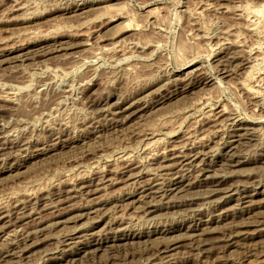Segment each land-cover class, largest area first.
Masks as SVG:
<instances>
[{
  "label": "rangeland",
  "instance_id": "rangeland-1",
  "mask_svg": "<svg viewBox=\"0 0 264 264\" xmlns=\"http://www.w3.org/2000/svg\"><path fill=\"white\" fill-rule=\"evenodd\" d=\"M261 4L0 0V264H264Z\"/></svg>",
  "mask_w": 264,
  "mask_h": 264
},
{
  "label": "bare ground",
  "instance_id": "bare-ground-1",
  "mask_svg": "<svg viewBox=\"0 0 264 264\" xmlns=\"http://www.w3.org/2000/svg\"><path fill=\"white\" fill-rule=\"evenodd\" d=\"M248 5H249V4H248ZM211 6H212V5H211ZM244 6H246V5H244ZM244 6H243V7H244ZM246 7H247V6H246ZM232 8H233V7H232ZM237 9H238V8H237ZM247 9H248V8H247ZM251 11H253V14L258 13V16H259V17H260L259 14H261V15L264 16V4H261V5H259V6H256V8H253V7H252V8H251ZM251 11H250V12H251ZM251 13H252V12H251ZM261 18H262V17H261ZM254 22H255V21H254ZM258 22H259V21H258ZM262 26H263V27H262V30H261V31H262L263 34H264V24H263ZM259 28H260V27H259ZM261 31H260V32H261ZM260 34H261V33H260ZM260 34H259V35H260ZM257 41H258V40H257ZM261 45H262V44H261ZM252 48H253V47H252ZM48 52H49V51H48ZM248 64H249V63H248ZM258 65H259V64H258ZM249 71H250V70H249ZM247 72H248V71H247ZM251 79H254V77H253V75H252V72L250 71V72H248V74L246 75V79H245L246 81H243V83H242V87H244V88H243L244 90H246V91H248V92H252V93H254V92H256V91H255V89H253V86L249 83V82L251 81ZM239 84H240V83H239ZM131 104H132V103H131ZM224 110H225V109H224ZM206 114H207V113H206ZM230 129H231V128H230ZM235 130H236V129H235ZM244 130H245V129H244ZM241 134H242V133H241ZM246 134H248V133H246ZM234 135H235V134H234ZM236 135H237V133H236ZM238 135H239V134H238ZM243 135H244V134H243ZM248 135H249V134H248ZM232 139H233V138H232ZM239 139H240V138H239ZM237 140H238V139H237ZM154 141H155V140H154ZM235 141H236V140H235ZM192 142H193V141H192ZM224 142H225V141H224ZM226 142H227V141H226ZM228 142H229V141H228ZM239 142H240V141H239ZM239 142H237V143L239 144ZM57 143H58V142H57ZM229 143H231V142H229ZM229 143H228V144H229ZM50 144H51V143H50ZM147 144H148V143H147ZM149 144H150V143H149ZM223 144H224V143H223ZM186 145H187V144H186ZM225 145H227V144H225ZM232 145H233V144H232ZM235 145H236V144H235ZM167 146H168V145H167ZM173 147H174V146H173ZM177 147H178V146H177ZM180 148H181V147H180ZM184 148H185V147H184ZM173 149H175V151L178 150V149L176 150V148H173ZM229 149H230V148H229ZM169 150H170V149H169ZM180 150H181V149H179V151H180ZM230 150H231V149H230ZM170 151H171V150H170ZM172 151H173V150H172ZM177 152H178V151H177ZM230 152H232V151H230ZM171 153H172V152H171ZM174 153H175V152H174ZM179 153H180V152H179ZM184 153H185V152H184ZM198 153H199V152H198ZM234 153H235V152H233L232 154H234ZM177 154H178V153H177ZM194 154H195V153H194ZM200 154H201V153H200ZM202 154H203V153H202ZM227 154H229V153H227V151H226V155H227ZM182 155H183V154H182ZM191 155H192V154H190V156H191ZM230 155H231V153H230ZM230 155H229V156H230ZM179 156H180V155H179ZM192 156H193V155H192ZM195 156L197 157V154H196ZM224 156H225V155H224ZM170 157H171V156H170ZM170 157H168V158H170ZM172 157H177L176 153H175V155L172 156ZM172 157H171V158H172ZM183 157H184V156H183ZM187 157H188V156H187ZM196 157H195V158H196ZM236 157H237V154H236ZM171 158H170V159H171ZM203 158H204V157H203ZM231 158H232V157H231ZM234 158H235V157H234ZM166 159H167V158H166ZM191 159H192V158L190 157V160H189V161H191ZM227 159H230V158H227ZM175 160H176V159H175ZM178 160H179V159H178ZM198 160H199V159H198ZM183 161H184V160H183ZM199 161H200V160H199ZM229 161H231V160H229ZM235 161H237V160H235ZM238 162H239V161H238ZM173 163H174V162H173ZM183 163H184V162H183ZM185 163H186V162H185ZM185 163H184V164H185ZM189 163H190V162H189ZM191 163H192V162H191ZM233 163H234V162H233ZM194 164H195V163H194ZM199 164H200V163H199ZM199 164H198V165H199ZM228 164H229V163H228ZM235 164H236V163H235ZM237 164H238V163H237ZM175 165H176V164H175ZM229 165H230V164H229ZM229 165H228V166H229ZM231 165H232V164H231ZM172 166H173V165H172ZM184 166H185V165H184ZM191 166H192V165H191ZM205 166H206V164H205ZM189 167H190V166H189ZM189 167H188V168H189ZM198 167H199V166H198ZM209 167H210V166H209ZM165 168H166V167H165ZM186 168H187V167H186ZM190 168H191V167H190ZM195 168H196V166H195ZM201 168L204 169L205 167H204V168L201 167ZM201 168H200V169H201ZM181 169H183V168H181ZM192 169H193V168H192ZM200 169H199V170H200ZM207 169H208V168H207ZM207 169H206V170H207ZM196 170H197V168H196ZM204 170H205V169H204ZM183 171H184V170H183ZM186 171H187V169H186ZM194 171H195V170H194ZM180 172H181V171H180ZM192 172H193V171H192ZM196 172H197V171H196ZM199 172H200V171H199ZM230 172H231V171H230ZM182 173H184V172H182ZM182 173H181V174H182ZM153 174H154V173H153ZM177 174H178V173H177ZM177 174H176V175H177ZM179 174H180V173H179ZM190 174H192V173H190ZM190 174H189V175H190ZM196 174L198 175L199 173H196ZM215 174H216V173H215ZM212 175H213V174H212ZM212 175H211V176H212ZM164 176H165V175H164ZM194 176H196V175L194 174ZM206 176H208V174H207ZM206 176H205V177H206ZM209 176H210V174H209ZM209 176H208L207 178H209ZM129 177H130V176H129ZM177 177H178V175H177ZM179 177H180V175H179ZM179 177H178V178H179ZM182 177H183V176H182ZM190 177H191V176H190ZM192 177H193V175H192ZM188 178H189V176H188ZM195 178H196V177H195ZM207 178H206V179H207ZM161 179H162V178H161ZM179 179H181V178H179ZM179 179H178V180H179ZM196 179H197V178H196ZM196 179H195V180H196ZM172 180H173V178H172ZM181 180H183V179H181ZM193 180H194V179H193ZM193 180H192V182H193ZM199 180H200V179H199ZM176 181H177V180H176ZM176 181H175V183L173 182L174 185H175V187H174V186H173L174 188L172 187V188H173V189H172V192L175 190V191H176L175 193L177 194V192H181V191L183 192V191L185 190V188H184L185 185L183 186L182 184H178V182H176ZM188 181H189V180H188ZM159 182H160V181H159ZM189 182H190V181H189ZM189 182H188V183H189ZM169 183H171V182H169ZM193 183H194V182H193ZM195 183H196V182H195ZM65 184H66V183H65ZM198 184H199V183H198ZM187 185H189V184H187ZM237 185H238V184H237ZM215 186H216V185H215ZM217 186H218V185H217ZM235 186H236V185H235ZM243 186H244V185H243ZM84 187H85V186H84ZM148 187H149V186H148ZM159 187H160V186H159ZM192 187H193V186H192ZM211 187H212V186H211ZM236 187H237V186H236ZM238 187H239V186H238ZM244 187H245V186H244ZM257 187H258V186H257ZM257 187H256V188H257ZM146 188H147V187H146ZM160 188H161V187H160ZM208 188H209V187H208ZM216 188H218V187H216ZM228 188H229V190H230V188H232V187L230 186V187H228ZM242 188H243V187H242ZM166 189H167V188H166ZM206 189H207V188H206ZM237 189H238V188H237ZM143 190H144V189H143ZM203 190H204V189H203ZM211 190H212V189L210 188V194L212 193ZM215 190H216V189H215ZM215 190H212V191H215ZM158 191H159V190H158ZM167 191H168V190H167ZM186 191H187V190H186ZM207 191H208V189H207ZM207 191H204V192H207ZM219 191H221V190L219 189ZM219 191L217 190V192H219ZM234 191H235V190H234ZM236 191H237V190H236ZM236 191H235V193H237ZM242 191H243V190H242ZM244 191H245V190H244ZM149 192H151V191H149ZM152 192H153V191H152ZM152 192H151V193H152ZM168 192H169V191H168ZM184 192H185V191H184ZM202 192H203V191H202ZM204 192H203V194H204ZM217 192H216V193H217ZM163 193H164V192H163ZM175 193H173V194L175 195ZM186 193H187V192H186ZM190 193H191V192H190ZM207 193H208V192H207ZM207 193H205V197L207 196ZM222 193H223V192H222ZM228 193H229V192H228ZM228 193H227V194H228ZM231 193H232V192H231ZM235 193H234V194H235ZM238 193H239V192H238ZM240 193H241V192H240ZM80 194H81V193H80ZM161 194H162V192H161ZM169 194H171V193H169ZM169 194H164V195H169ZM196 194H197V193H196ZM198 194H199V192H198ZM198 194L196 195L197 197L195 196L196 199H197L198 197H202V198L204 197V196H202V194H200L201 196H198ZM208 194H209V193H208ZM217 194H218V193H217ZM220 194H221V193H220ZM220 194H219V195H220ZM142 195H144V194H142ZM147 195H148V194H147ZM155 195H156V194H155ZM164 195H163V197H164ZM184 195H185V194H184ZM212 195H213V194H212ZM215 195H216V194H215ZM225 195H226V194H225ZM236 195H237V194H236ZM245 195H246V194H245ZM157 196H158V194H157ZM160 196H161V198H162V195H160ZM175 196H178V195H175ZM181 196H182V195H181ZM188 196H189V195H188ZM190 196H191V195H190ZM208 196H209V195H208ZM208 196H207V197H208ZM147 197H148V196H147ZM149 197H150V195H149ZM149 197H148V198H149ZM167 197H168V196H167ZM172 197H174V196H172ZM172 197H171V199H172ZM192 197H193V196H192ZM192 197H190V198H192ZM195 197H194V198H195ZM219 197H220V196H219ZM219 197H218V198H219ZM229 197H230V196H229ZM238 197H239V196H237V198H238ZM240 197H242V196H240ZM70 198H71V197H70ZM153 198H154V195H153ZM155 198H156V197H155ZM155 198H154V199H155ZM168 198H169V197H168ZM222 198H224V197H221V200H222ZM245 198H247V197L244 196V197L241 198V200H245ZM138 199H139V198H138ZM145 199H146V197H145ZM151 199H152V198H151ZM186 199H189V197L186 196ZM227 199H228V198H227ZM229 199H230V198H229ZM147 200H148V199H147ZM156 200H157V199H156ZM173 200H175V198H173ZM236 200H237V199H236ZM248 200H249V199H248ZM248 200H247V201H248ZM151 201H153V199H152ZM151 201H150V200H149V202L147 201V202H148V207H150V208H151V207H155L154 204H153ZM154 201H155V200H154ZM158 201H159V200H158ZM167 201H169V199H168ZM188 201H189V200H188ZM219 201H220V200H219ZM223 201H224V200H223ZM234 201H235V200H234ZM237 201H238V200H237ZM141 202H142V201H141ZM155 202H156V201H155ZM169 202H170V201H169ZM171 202H172V201H171ZM174 202H175V201H174ZM177 202H178V201H177ZM191 202H192V201H191ZM224 202H225V201H224ZM239 202H240V200H239ZM239 202H238V203H239ZM244 202H245V201H244ZM248 202H250V201H248ZM251 202H252V201H251ZM174 204H175V203H174ZM236 204H237V202H236ZM145 205H146V204H145ZM155 205H156V204H155ZM249 205H251V204H249ZM146 206H147V205H146ZM150 210H151V209H150ZM146 211H147V210H146ZM148 212H149V211H148ZM59 213H60V212H59ZM63 213H64V212H63ZM89 213H90V212H89ZM15 215H16V214H15ZM144 215H145V214H144ZM3 216L5 217L6 215H3ZM27 216H28V215H27ZM1 217H2V216H1ZM78 217H79V215H78ZM67 218H68V217H67ZM66 220H67V219H66ZM63 221H64V220H63ZM200 221H201V220H200ZM207 221H208V220H207ZM210 221H211V220H210ZM55 222H56L57 224H59V221H58V222L55 221ZM55 222H53V224H55ZM61 222H62V221H60V223H61ZM49 223H50V222H49ZM205 223H206V222H205ZM243 223H244V224H243ZM252 223H253V222H252ZM47 225H48V224H47ZM50 225H51V223H50ZM235 225H237V227H239V229L244 228V230H246L245 228H247V227H249V226H252L253 224L251 225V222H250V223H248V222H241V223H239V224H235ZM235 225H234V226H235ZM257 225H258V224H257ZM48 226H49V225H48ZM51 226H52V225H51ZM234 226H233V227H234ZM42 227H43V226H42ZM42 227H41V228H42ZM44 227H45V226H44ZM46 227H47V226H46ZM237 227H236V228H237ZM193 228H194V227H193ZM193 228H192V229H193ZM195 228H196V227H195ZM231 228H232V227H231ZM234 228H235V227H234ZM37 229L40 230V227H39V228L37 227ZM37 229H34L33 231L35 232ZM43 229H44V228H43ZM31 230H32V229H31ZM41 230H42V229H41ZM189 230H190V229H189ZM234 230H236V229H233V228H232V229H229L228 232H226V234H223V235H225V236H226V235L228 236V237L226 238V239H227L226 241H227V243H228V246H229V245H232V246H233V243L235 244V242H234L235 240L232 241V239L234 238V237H233V234H236V235L239 234L238 232H239L240 230H239V231L236 230V233H234V232H235ZM244 230H243V231H244ZM46 231H47V230H46ZM161 232H162V231H161ZM191 232H192V231H191ZM240 232H241V231H240ZM25 233H26V232H25ZM27 233H28V232H27ZM30 233H32V232H29L28 234H30ZM237 233H238V234H237ZM241 233H242V232H241ZM28 234H27V237H28ZM36 234H37V233H36ZM101 234H102V233H101ZM179 234H180V233H179ZM252 234H253V233H252ZM192 235H193V234L191 233V236H192ZM223 235H222V236H223ZM239 235H240V234H239ZM24 236H26V235H24ZM29 236H30V235H29ZM41 236H42V235H41ZM43 236H44V235H43ZM43 236H42V237H43ZM111 236H112V235H111ZM126 236H127V235H126ZM137 236H138V235H137ZM180 236H181V235H180ZM193 236H194V235H193ZM33 237H34V236H33ZM71 237H72V239H73V236H71ZM71 237H70V238H71ZM108 237H109V236H108ZM120 237H121V236H120ZM120 237H119V238H120ZM129 237H130V236H129ZM172 237H173V236H172ZM236 237H237V236H236ZM30 238H31V237H30ZM30 238H28V239H30ZM45 238H47L46 235H45ZM123 238H124V237H123ZM127 238H128V237H127ZM241 238H242V237H241ZM28 239L24 237V239H22V240H23V241H24V240L27 241ZM35 239H37V238H35ZM38 239H39V238H38ZM64 239H65V238H64ZM84 239H85V238H84ZM120 239H121V238H120ZM125 239H126V238H125ZM171 239H173V238H170L169 241H171ZM222 239H223V238H222ZM81 240H82V239H81ZM110 240H112V237H111ZM113 240H115V239H113ZM174 240H175V239H174ZM174 240H173L172 242H169V243L167 244V246L165 247V251H168V250H170V249L172 250L171 247H173V245L176 244V242H174ZM238 240H239V239H238ZM25 241H24V244H25L26 247H28L29 244H28V246H27ZM65 241H66V240H65ZM78 241H79V239H78ZM88 241H89V240H88ZM98 241H99V240H98ZM105 241H106V240H105ZM105 241H104V242H105ZM107 241H108V240H107ZM223 241H225V240H223ZM76 242H77V241H76ZM91 242H92V241H91ZM33 243H35L34 239H33ZM74 243H75V242H74ZM84 243H85V242H84ZM84 243H82V245H84ZM87 243H88V242H87ZM96 243H97V241H96ZM112 243H113V242H112ZM13 244H14V243H13ZM64 244H67V242H66V243L64 242L63 245H64ZM76 244H77V243H76ZM76 244H75V245H76ZM78 244H79V243H78ZM89 244H90V243H89ZM100 244H101V243H100ZM114 244H115V243H114ZM30 245H31V244H30ZM92 245H95V244L92 243ZM97 245H98V244H97ZM97 245H96V246H97ZM103 245H104V244H103ZM111 245H112V244H109V246H111ZM33 246H34V245H33ZM78 246H79V245H78ZM78 246H77V248H78ZM105 246H108V245H105ZM109 246H108V247H109ZM116 246H117V245L115 244V247H116ZM13 247H14V246H13ZM15 247H16V246H15ZM31 247H32V246H31ZM108 247H106V249H107ZM112 247H113V246H112ZM7 248H8V247H7ZM20 248H21V247H20ZM23 248H25V247L23 246ZM23 248H21V250H22ZM75 248H76V247H75ZM98 248H99V247H98ZM9 249H10V247H9ZM9 249H8V250H9ZM25 249H26V248H25ZM61 249H62V248H61ZM18 250H19V247H18ZM23 250H24V249H23ZM26 250H27V249H26ZM91 250H92V249H91ZM91 250H90V251H91ZM93 250H94V249H93ZM95 250H97V247H96ZM98 250H99V249H98ZM161 250H162V249H161ZM63 251H64V250H63ZM87 251H88V250H87ZM104 251H105V250H104ZM15 252H16V250H15ZM20 252H23V251H20ZM80 252H81V251H80ZM83 252H84V251H83ZM85 252H86V251H85ZM92 252H93V251H92ZM94 252H95V251H94ZM94 252L91 254L92 257L94 256ZM9 253H13V252H12V249H11V252H8L7 254H9ZM47 253H48V252H47ZM51 253H52V252H51ZM108 253H109V252H108ZM60 254H61V253H60ZM62 254H63V253H62ZM2 255H3V254H2ZM9 255H10V254H9ZM66 255H67V254H66ZM5 256H7V255H5ZM46 256H47V255H46ZM61 256H62V255H61ZM70 256H74V254H73V255H70ZM84 256H85V254L82 255V257H84ZM47 257H48V256H47ZM55 257H56V256H55ZM62 257H63V256H62ZM62 257H60V259H61ZM92 257H90V258H92ZM95 257H96V256H95ZM95 257H94V258H95ZM48 258H49V257H48ZM50 258H52V257H50ZM57 258H58V257H57ZM57 258H56V259H57ZM90 258H89L88 260H85L84 263H83V262H82V263H83V264H95L96 262L93 261V260H95V259L92 258L93 260H91ZM45 259H47V258H45ZM71 259H72L71 262L73 263L74 260H75L76 258H75V259H74V258H71ZM84 259H85V258H84ZM43 260H44V259H43ZM47 260H48V259H47ZM57 260H58V259H57ZM44 261H45V260H44ZM44 261H42V262L44 263ZM82 261H83V260H82ZM69 262H70V261H69ZM94 262H95V263H94ZM45 263H46V261H45ZM45 263H44V264H45ZM49 263H50V262H49ZM40 264H42V263H40ZM47 264H48V263H47Z\"/></svg>",
  "mask_w": 264,
  "mask_h": 264
}]
</instances>
